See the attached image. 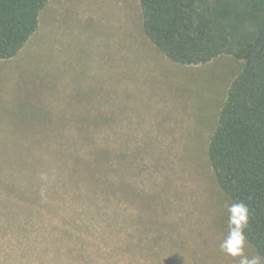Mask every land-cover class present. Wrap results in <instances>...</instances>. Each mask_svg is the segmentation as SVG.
Listing matches in <instances>:
<instances>
[{
	"label": "rangeland",
	"instance_id": "374dc122",
	"mask_svg": "<svg viewBox=\"0 0 264 264\" xmlns=\"http://www.w3.org/2000/svg\"><path fill=\"white\" fill-rule=\"evenodd\" d=\"M141 23L48 0L0 60V264H238L206 147L241 63L172 62Z\"/></svg>",
	"mask_w": 264,
	"mask_h": 264
},
{
	"label": "trees",
	"instance_id": "16d2710c",
	"mask_svg": "<svg viewBox=\"0 0 264 264\" xmlns=\"http://www.w3.org/2000/svg\"><path fill=\"white\" fill-rule=\"evenodd\" d=\"M47 1L0 0V60L23 48ZM138 6L144 35L170 61L199 64L222 54L240 61L206 155L230 204L249 206L247 242L264 257V0H138Z\"/></svg>",
	"mask_w": 264,
	"mask_h": 264
},
{
	"label": "clouds",
	"instance_id": "9594fccd",
	"mask_svg": "<svg viewBox=\"0 0 264 264\" xmlns=\"http://www.w3.org/2000/svg\"><path fill=\"white\" fill-rule=\"evenodd\" d=\"M44 178V177H42ZM228 230L227 235L220 242V251L237 258L238 264H264V257L259 254H246L247 236L245 230L249 226L251 211L244 202L232 203L227 207Z\"/></svg>",
	"mask_w": 264,
	"mask_h": 264
}]
</instances>
